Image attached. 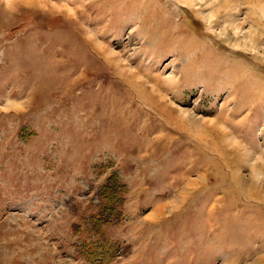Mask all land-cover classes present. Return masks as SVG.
<instances>
[{
    "label": "rangeland",
    "instance_id": "obj_1",
    "mask_svg": "<svg viewBox=\"0 0 264 264\" xmlns=\"http://www.w3.org/2000/svg\"><path fill=\"white\" fill-rule=\"evenodd\" d=\"M0 264H264V0H0Z\"/></svg>",
    "mask_w": 264,
    "mask_h": 264
},
{
    "label": "bare ground",
    "instance_id": "obj_2",
    "mask_svg": "<svg viewBox=\"0 0 264 264\" xmlns=\"http://www.w3.org/2000/svg\"><path fill=\"white\" fill-rule=\"evenodd\" d=\"M158 86H159V89L152 86L153 88H151V90L147 89L146 92L144 90L142 92H143V94L146 97H147V95H153V96L155 95V96H157V92H158V96L159 95L161 96V100L159 102H156V100H154V101L152 100L151 102H149V104L151 106H153L154 108H157L159 110V107H161L160 105L162 103H165V100H166L165 95H163L162 88L165 89V90L168 89V88L166 86L162 85V84H159Z\"/></svg>",
    "mask_w": 264,
    "mask_h": 264
}]
</instances>
